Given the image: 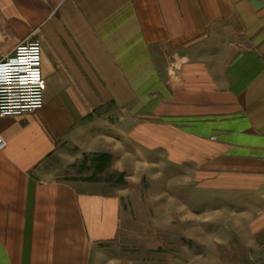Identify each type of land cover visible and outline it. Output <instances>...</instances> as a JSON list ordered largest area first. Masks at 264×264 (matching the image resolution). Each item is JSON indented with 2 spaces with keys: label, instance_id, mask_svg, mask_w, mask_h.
Segmentation results:
<instances>
[{
  "label": "crops",
  "instance_id": "crops-1",
  "mask_svg": "<svg viewBox=\"0 0 264 264\" xmlns=\"http://www.w3.org/2000/svg\"><path fill=\"white\" fill-rule=\"evenodd\" d=\"M34 41L43 106L0 118V264H89L115 239L119 198L48 180L45 166L112 163L129 123L199 179L264 180V0H0V60ZM111 105L118 127L97 117Z\"/></svg>",
  "mask_w": 264,
  "mask_h": 264
},
{
  "label": "rangeland",
  "instance_id": "rangeland-1",
  "mask_svg": "<svg viewBox=\"0 0 264 264\" xmlns=\"http://www.w3.org/2000/svg\"><path fill=\"white\" fill-rule=\"evenodd\" d=\"M172 63L167 77L179 71ZM104 112L118 127L114 107L97 117ZM127 128L126 151L118 147L112 163L88 153L54 156L45 166L48 180L120 200L117 236L97 245L89 264H264V180L199 179L163 150L144 149L130 137L133 126Z\"/></svg>",
  "mask_w": 264,
  "mask_h": 264
},
{
  "label": "built area",
  "instance_id": "built-area-1",
  "mask_svg": "<svg viewBox=\"0 0 264 264\" xmlns=\"http://www.w3.org/2000/svg\"><path fill=\"white\" fill-rule=\"evenodd\" d=\"M39 42H23L0 60V118L19 117L43 106ZM0 135V147H4Z\"/></svg>",
  "mask_w": 264,
  "mask_h": 264
},
{
  "label": "bare ground",
  "instance_id": "bare-ground-1",
  "mask_svg": "<svg viewBox=\"0 0 264 264\" xmlns=\"http://www.w3.org/2000/svg\"><path fill=\"white\" fill-rule=\"evenodd\" d=\"M4 149H5V145H4V147H0V152L3 151Z\"/></svg>",
  "mask_w": 264,
  "mask_h": 264
}]
</instances>
